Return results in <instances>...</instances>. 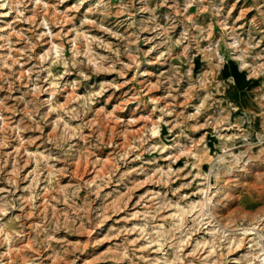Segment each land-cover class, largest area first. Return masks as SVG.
<instances>
[{"label": "rangeland", "instance_id": "374dc122", "mask_svg": "<svg viewBox=\"0 0 264 264\" xmlns=\"http://www.w3.org/2000/svg\"><path fill=\"white\" fill-rule=\"evenodd\" d=\"M0 264H264V0H0Z\"/></svg>", "mask_w": 264, "mask_h": 264}]
</instances>
